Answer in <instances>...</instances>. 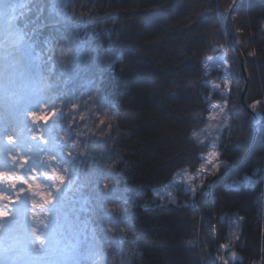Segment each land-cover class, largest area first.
I'll return each mask as SVG.
<instances>
[{
  "label": "trees",
  "instance_id": "obj_1",
  "mask_svg": "<svg viewBox=\"0 0 264 264\" xmlns=\"http://www.w3.org/2000/svg\"><path fill=\"white\" fill-rule=\"evenodd\" d=\"M33 4L44 11L39 19L35 10L29 13L35 21L29 31L51 24L56 13L65 12L69 18L61 29L78 27L81 39L102 54L93 62L87 50L77 53L67 34L60 39L64 58L55 71L67 74L58 81L52 78V103L58 115L49 126L58 145L70 140L74 133L68 126L69 104L80 103L77 116H85L86 126L79 129L84 143L71 149L74 156L79 153L75 173L64 165L69 185L62 203L65 208L80 206L88 196L93 203H107L109 209L115 205L114 215L125 218L120 225L124 242L107 248L105 264L122 260L220 264V255L229 264H264V107L254 109L263 117L256 133L242 103L245 84L239 55L249 78L244 101L253 109L255 100L264 102V0H33ZM49 34H54L50 26L38 33V39ZM217 48L226 49L231 87L238 88L229 99L206 85L208 80L221 82L222 71L207 76L204 68ZM253 51L256 56L250 55ZM223 101L230 123L222 140L216 145L195 139L194 133L207 124L211 103ZM98 118L110 127L100 125ZM43 148L42 157L70 150L67 145L50 152ZM213 150L225 163L218 174L203 180L202 188L199 178L195 181V194L178 184L173 200L155 195L177 172L198 173L201 156ZM38 169L49 185L45 169ZM27 172V180L41 181V175L34 179L33 172ZM73 175L76 185L88 187L79 191L71 187ZM214 177L219 178L210 192ZM112 235L106 233L105 238ZM226 243L230 250L220 249ZM113 251L116 255H111ZM231 251L237 253L236 261H231Z\"/></svg>",
  "mask_w": 264,
  "mask_h": 264
},
{
  "label": "snow or ice",
  "instance_id": "obj_2",
  "mask_svg": "<svg viewBox=\"0 0 264 264\" xmlns=\"http://www.w3.org/2000/svg\"><path fill=\"white\" fill-rule=\"evenodd\" d=\"M69 7L66 2L64 9ZM34 10L38 13L36 19H39L44 9L41 7L37 11L33 0L22 3L18 0H0V136L9 146L0 153V264H105L109 256L107 248L124 242V230L120 229V225L125 223V218L114 215L117 212L115 205L109 209L107 203H93L88 196L83 197L80 206L74 203L70 208H65L62 203L65 186L69 185L68 176L64 174L68 168L64 165L72 167L75 173L74 161L79 153L74 156L71 149L78 143H84L80 139L79 129L86 126L85 116H77L80 103L69 104L68 126L74 133L70 140L65 139L63 145H58L50 127L48 136L44 135L45 127L58 115L56 105L52 103L55 87L52 78L55 76L58 81L60 76L67 74L63 69L59 75L55 71L56 65L61 64L64 58V52L59 48L60 39L67 34V38L75 43L77 53L87 50L88 59L93 62L102 54L89 41L81 39L78 27L61 29V23L69 18L65 12L56 13L51 24L41 23L38 30L32 28L29 31L35 21L28 16ZM229 11L234 12L235 9ZM71 16L76 17L75 13ZM49 26L54 34L39 40L38 33ZM41 43L43 48L40 47ZM250 55L256 56V52ZM225 60L226 57L221 56L214 63L223 64ZM102 72L101 67V75ZM223 80L227 85L226 91L219 92L220 85L215 87L223 98L229 99L238 88L231 87V73L228 70H225ZM95 89L98 90V87ZM57 99L62 100L63 97ZM257 105L264 107V102L255 100L251 107L255 109ZM212 107L223 113L226 105ZM59 115H64L62 108ZM209 119L215 117L210 116ZM98 123L105 128L110 127L103 118H98ZM56 128L59 134V125ZM103 131L104 128H101ZM2 144L0 140V146ZM42 144H51L53 150L67 145L70 150L66 154L58 152L60 160L57 155L42 159L41 154L46 150L41 147ZM24 148L32 158L31 165L29 158L17 151ZM65 155L71 159H65ZM219 156L220 153L212 152L207 158L211 168L199 169V187H203L202 182L209 175L218 174L225 163L216 162ZM25 165L29 166L28 171L31 172H36L37 165L45 169L44 177L50 182L47 191L40 183L29 182L23 175L17 174L16 169H23ZM49 168L50 172L47 171ZM191 179L195 181L196 178ZM75 180L73 175L71 187L76 190L88 187L87 184L76 185ZM103 188L112 191L108 183H104ZM53 190L56 195H53ZM196 191L197 188L190 183L189 195ZM119 199L121 203L124 202L123 196ZM106 233L114 235L105 238ZM235 239L239 240L240 237L237 235ZM220 249L230 250V246L221 244ZM111 255H116V252L113 251ZM218 259L220 264H229V259L224 255L218 256ZM230 259H238L235 251L230 252ZM122 264L126 262L122 260Z\"/></svg>",
  "mask_w": 264,
  "mask_h": 264
},
{
  "label": "rangeland",
  "instance_id": "obj_3",
  "mask_svg": "<svg viewBox=\"0 0 264 264\" xmlns=\"http://www.w3.org/2000/svg\"><path fill=\"white\" fill-rule=\"evenodd\" d=\"M221 56L226 57V60L224 61V63L223 64L214 63V61L218 60ZM204 65H207V67H204L205 73L207 76H210L211 74H213L216 71H222L220 83H217V82H214L211 80H208L206 82V85L211 89V92L212 93L218 92L216 87H215L216 85L221 86L219 89V92L226 91L227 85L225 84V81L223 80V77L225 75V70H228V60H227L226 49L225 48H217L216 53L204 61ZM212 105L224 106V105H226V103L224 101L221 103H213L212 102L211 103V113H210L209 117L213 116V117H215V119H209V117H208V121H207L206 126L202 130L195 132L193 136L195 139L199 140L200 142H211L212 144L217 145L222 140L223 132H224L225 128L230 123V115L228 113L227 106L225 108V111L223 113H221V112L217 111L216 109H214L212 107ZM225 117H226V119H225ZM44 133H45V131H44ZM0 140L3 141L2 146H0V153H2L3 148L9 147V146L7 145L6 140H3L2 136H0ZM33 143H36V142H33ZM25 149H17V151L21 152L25 157H28L31 160L30 163H33L32 158L28 156V153L26 154ZM212 152L220 153L217 150H213V151H210L206 154H203L201 156L202 160H203L202 167L211 168V165H209L207 163V158L211 155ZM46 157H49V156L48 155H46L45 157L41 156L42 159L46 158ZM219 157H218V159H219ZM216 162H219V161L217 160ZM25 169H26V165L24 166L23 169H16V172L18 175H24L26 173ZM0 170H2V169H0ZM24 171H25V173H24ZM48 171L50 172L51 169H48ZM35 174H37V172H35ZM43 175H44V173H43ZM192 177L196 178L195 181L198 178L200 180V173L198 172L195 174V173L190 172L187 169L181 170L175 174L173 179L167 185L157 189L154 193L157 197H160V198H167L168 197L171 200H173L175 198L174 193H173L174 186H176L178 184H184L189 189V184L191 183L192 186H194V183H195V181H192V179H191ZM36 183H40L43 186L44 190L47 191L48 185L41 183L40 180L37 181ZM26 195H30V194H26ZM35 199H37V201H39L38 197H35ZM262 204H263V208H264V194L262 196ZM17 207H19V205H17Z\"/></svg>",
  "mask_w": 264,
  "mask_h": 264
},
{
  "label": "water",
  "instance_id": "obj_4",
  "mask_svg": "<svg viewBox=\"0 0 264 264\" xmlns=\"http://www.w3.org/2000/svg\"><path fill=\"white\" fill-rule=\"evenodd\" d=\"M229 38L231 40V36L229 35ZM240 59H241V67H242V71H243V79H244V84H245V88H244V91H243V95H242V103H243V106L245 107V109L250 113L251 115V124L254 128V130L258 131V128L261 124V121L263 119L262 115L257 112L256 110L254 109H250L246 106L245 104V101H244V97H245V92L248 88V84H249V78H248V74L246 72V69H245V62H244V58L242 56V54L240 53ZM219 177H214L210 182H209V185H208V189L210 190L212 185L214 184V182L218 179Z\"/></svg>",
  "mask_w": 264,
  "mask_h": 264
}]
</instances>
